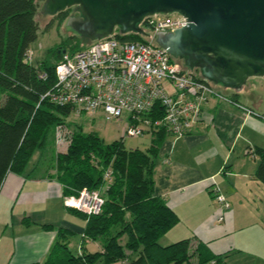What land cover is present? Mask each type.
I'll return each mask as SVG.
<instances>
[{"label": "trees", "instance_id": "trees-1", "mask_svg": "<svg viewBox=\"0 0 264 264\" xmlns=\"http://www.w3.org/2000/svg\"><path fill=\"white\" fill-rule=\"evenodd\" d=\"M36 9L35 0H0V185L8 172L23 174L37 150L28 176L54 178L63 196H76L87 189L96 190L103 199L97 214L68 208L84 221L78 252L68 247L72 231L41 224L46 229L55 228L57 235L41 264H226L227 253L214 254L195 237L166 245L158 242L178 221L164 198L153 190L155 161L168 135L164 129H151L148 146L141 150L125 148L122 137L105 142L95 131H84L80 124L72 123L64 149L49 157L52 172L40 165L39 153L50 133L72 114L68 107L40 96L54 83V66L64 46L73 52L84 44L81 38L70 36L48 49L45 58L35 64L27 60L26 51L37 37ZM67 16L68 9L56 13V22L61 23ZM116 37L142 40L132 32ZM236 95L231 97L236 100ZM247 152L252 153L250 149ZM255 154L259 163L253 178L264 183V149L256 148ZM106 171L109 179L103 178ZM22 221L28 220L23 217ZM86 240L96 241L99 250L87 251Z\"/></svg>", "mask_w": 264, "mask_h": 264}, {"label": "crops", "instance_id": "crops-1", "mask_svg": "<svg viewBox=\"0 0 264 264\" xmlns=\"http://www.w3.org/2000/svg\"><path fill=\"white\" fill-rule=\"evenodd\" d=\"M250 79L236 100L257 114L244 116L235 105L211 99L185 135L163 140L153 190L178 221L159 244L195 237L212 253H227L226 264H264V183L253 178L259 163L255 149H264V110H258L261 94L254 93L259 84ZM34 162L21 175L8 172L0 185V264H41L57 236L55 228L41 224L61 226L80 238L84 221L63 203L61 185L51 177L27 175ZM212 181L229 203L227 209L212 195ZM99 248L86 240L87 251Z\"/></svg>", "mask_w": 264, "mask_h": 264}, {"label": "built area", "instance_id": "built-area-1", "mask_svg": "<svg viewBox=\"0 0 264 264\" xmlns=\"http://www.w3.org/2000/svg\"><path fill=\"white\" fill-rule=\"evenodd\" d=\"M172 13L177 12L142 17L138 27L150 35L138 33L142 40H121L115 30L79 50L63 49L54 66V83L40 99L66 106L74 115L99 114L105 120L124 117L120 137L149 134L156 128L173 137L183 136L202 118L204 104L211 99L235 105L244 116L257 114L234 100L226 87L211 86L198 70L184 67L153 41L156 32L173 31L186 23L183 15ZM32 54L28 49L26 59L30 61ZM103 178L109 179V171ZM209 187L227 209L229 203L220 189L213 181ZM63 203L85 214H97L103 199L96 190L81 189L76 196H66Z\"/></svg>", "mask_w": 264, "mask_h": 264}, {"label": "water", "instance_id": "water-1", "mask_svg": "<svg viewBox=\"0 0 264 264\" xmlns=\"http://www.w3.org/2000/svg\"><path fill=\"white\" fill-rule=\"evenodd\" d=\"M67 8L77 14L64 26L88 43L115 30L149 37L138 27L142 17L177 12L186 23L156 32L153 41L183 66L234 93L250 78H264V0H42L38 14Z\"/></svg>", "mask_w": 264, "mask_h": 264}, {"label": "rangeland", "instance_id": "rangeland-1", "mask_svg": "<svg viewBox=\"0 0 264 264\" xmlns=\"http://www.w3.org/2000/svg\"><path fill=\"white\" fill-rule=\"evenodd\" d=\"M37 9L34 15V19L38 25L37 37L30 44V49L33 54L30 61L35 64L37 60L45 58L47 50L53 49L56 45H58L63 39L70 36H77L71 31L66 25L64 26V21L61 23H57L55 19V15L44 14L40 16L38 14L39 7L42 3V0H35ZM68 9V16L73 15L70 8ZM177 13H172V16H176ZM49 24V28L45 30V27ZM140 36V35H139ZM78 37V36H77ZM82 44L88 43V40H82ZM64 50L67 52L70 51L69 46H64ZM52 60V57H49V61ZM181 63L182 61L179 60ZM250 81H256L259 85L254 92L255 94H261L262 105L258 107L260 112L264 110V82L260 79L251 78ZM261 81V82H260ZM249 82V81H248ZM221 88L220 86H218ZM227 93H231L230 89H227ZM244 102L243 99H240ZM80 124L84 131H95L105 142H109L119 137L120 128L125 125V118L122 117L117 120H105L102 115L99 114H90L84 113L79 115L70 114L68 118H66L63 122V125L59 126L57 130H52L48 137L47 144L43 150V152L39 153L40 165L45 169L48 168L51 172L52 169L49 167V157L52 156L55 152H60L64 149L67 140L66 137L73 129V124ZM119 134V135H118ZM172 137V136H171ZM122 143L125 148H138L144 150L148 146V134L143 133L139 136H124L122 137ZM38 155V151L35 150L29 159L28 164L33 163L36 160ZM80 239L79 235L76 233L70 234L68 247L69 249L75 253L77 251L76 246L78 244L77 240ZM94 247H90L89 250H94Z\"/></svg>", "mask_w": 264, "mask_h": 264}, {"label": "flooded vegetation", "instance_id": "flooded-vegetation-1", "mask_svg": "<svg viewBox=\"0 0 264 264\" xmlns=\"http://www.w3.org/2000/svg\"><path fill=\"white\" fill-rule=\"evenodd\" d=\"M70 10L72 11V8H70ZM73 15H76L77 13L75 11L72 12ZM75 34V33H74ZM78 36V35H77ZM79 37V36H78ZM80 38V37H79Z\"/></svg>", "mask_w": 264, "mask_h": 264}]
</instances>
